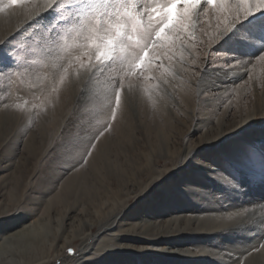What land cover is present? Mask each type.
<instances>
[{
  "label": "rangeland",
  "instance_id": "obj_1",
  "mask_svg": "<svg viewBox=\"0 0 264 264\" xmlns=\"http://www.w3.org/2000/svg\"><path fill=\"white\" fill-rule=\"evenodd\" d=\"M43 6L0 12V41L17 46L25 65L0 75V264H264L262 249L252 252L264 225L220 226L243 212L264 219V60L244 57L252 63L239 68L209 56L202 33L215 20L204 15L190 31L197 43L177 40L147 74L156 79L126 87L112 130L96 141L116 74L77 75L82 39L72 33L57 45L28 27ZM238 68L247 72L231 88L200 89L209 72ZM228 172L239 190L225 186ZM255 232L260 240L244 249Z\"/></svg>",
  "mask_w": 264,
  "mask_h": 264
},
{
  "label": "snow or ice",
  "instance_id": "obj_2",
  "mask_svg": "<svg viewBox=\"0 0 264 264\" xmlns=\"http://www.w3.org/2000/svg\"><path fill=\"white\" fill-rule=\"evenodd\" d=\"M34 2L0 0V12ZM43 5L30 18L28 27L45 31L47 38L57 45H62L72 33L78 40L82 39L83 43L77 47L87 49L83 53L87 59L75 58L77 75L83 71L91 80L106 71L116 74L109 78L103 90L101 110H110V117L104 131L95 137L96 141L104 132L112 130V121L121 108L126 87L132 91L134 81L156 79L147 74L160 70L164 58L174 55L172 49L177 40L181 41V47H185L182 37L197 43L190 31L194 33L203 27L201 17L204 15L215 20L213 33H202L208 38L203 43L213 46L209 56L215 54L226 63L235 61L244 65L252 63V59L244 60V57L264 60V0H71L68 4H64V0H43ZM186 50L191 59V50ZM19 51L7 40L0 41V75H7L12 67L25 66ZM180 59L183 62V58ZM211 65L212 61L208 59L203 72L207 73ZM64 73H67L66 68ZM65 74L59 76V85L65 82ZM247 75L251 78L250 73ZM53 91H58V88ZM95 148L96 143L92 142L83 157L85 164ZM234 164L233 160L226 162L228 168ZM261 170L264 179V156L261 158ZM223 182L230 190L240 189L230 172ZM254 222L264 225V219ZM261 249H264V243L253 247L252 252ZM68 252L72 254L73 249L69 248Z\"/></svg>",
  "mask_w": 264,
  "mask_h": 264
},
{
  "label": "bare ground",
  "instance_id": "obj_3",
  "mask_svg": "<svg viewBox=\"0 0 264 264\" xmlns=\"http://www.w3.org/2000/svg\"><path fill=\"white\" fill-rule=\"evenodd\" d=\"M244 67L245 65L242 64V67H239V68H244ZM239 68L237 70L209 72L208 75H206L200 82V89L202 91H206V90L231 88L232 84L236 80L241 79L245 75L244 73L247 72L246 70L240 71ZM255 218H256L255 213H252V212L244 213L243 212V214H237V216H234L231 219H228V221H226L220 226L223 227V229H226V228L227 229H239V230L241 229V230L248 231L255 227L254 221L260 220V219L257 220V218L256 219ZM259 234L260 233L255 232V234L252 235L251 238H249L250 241L249 243L246 244L244 249H248L250 246L257 244V242L260 240L262 233L261 235ZM261 251L264 252V249H262ZM253 259L251 257L248 261L253 260ZM254 260L257 261L258 259L255 258Z\"/></svg>",
  "mask_w": 264,
  "mask_h": 264
}]
</instances>
